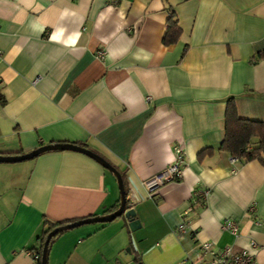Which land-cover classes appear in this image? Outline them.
<instances>
[{
  "label": "crops",
  "instance_id": "obj_1",
  "mask_svg": "<svg viewBox=\"0 0 264 264\" xmlns=\"http://www.w3.org/2000/svg\"><path fill=\"white\" fill-rule=\"evenodd\" d=\"M169 6L181 34L165 45ZM0 49V154L85 145L122 171L139 221L66 228L47 264H181L199 241L237 249L249 238L253 264H264V165L232 163L220 148L228 98L239 117L264 124V0H0ZM173 145L181 177L148 194L142 181ZM118 203L115 175L81 151L0 162V264H38L29 249L46 221ZM187 208L195 239L174 232ZM226 217L238 235L221 229Z\"/></svg>",
  "mask_w": 264,
  "mask_h": 264
},
{
  "label": "built area",
  "instance_id": "obj_2",
  "mask_svg": "<svg viewBox=\"0 0 264 264\" xmlns=\"http://www.w3.org/2000/svg\"><path fill=\"white\" fill-rule=\"evenodd\" d=\"M99 55L102 54L101 50H98ZM2 55V50L0 49V59ZM149 100V96L146 97ZM247 147L246 149H248ZM173 157L172 159L164 165L159 171L151 175L150 177L142 181V185L145 191L150 194L155 191L158 187L166 182L179 179L182 175V169L180 163L182 162V147L180 145H173ZM239 156L230 154L229 161L234 163L239 160ZM207 193L206 189L195 190L192 194V200L194 196L200 195L205 196ZM126 205L131 204L127 200ZM254 205L251 204L250 208ZM190 208L184 209L182 211V220L174 228V232L178 233H188L193 239L196 238L194 229H190L189 220L186 217ZM222 230L229 232L230 234L236 236L239 233V224L236 220L232 218H224L220 223ZM257 248V243L253 238H249L247 245L241 248H234L232 244H224L221 247L214 245L212 241L202 240L198 242V255L195 258L190 257L188 254L180 261L181 264H253L254 250Z\"/></svg>",
  "mask_w": 264,
  "mask_h": 264
},
{
  "label": "trees",
  "instance_id": "obj_3",
  "mask_svg": "<svg viewBox=\"0 0 264 264\" xmlns=\"http://www.w3.org/2000/svg\"><path fill=\"white\" fill-rule=\"evenodd\" d=\"M180 34L181 28L177 23L175 12L173 8L169 6V15L166 19L161 37L162 43L165 45L172 44L177 41ZM254 137H257V141L253 140ZM247 147L249 148L246 149ZM220 148L228 151L232 155L242 157L244 160H251L255 158L264 165V158L262 156V154H264V124L261 121L239 117L232 98H228L226 100L224 112V135L220 143ZM202 154H204V150L199 153V156ZM114 167L117 169L116 166ZM118 171L124 183L123 173L120 170ZM46 222L47 225L40 233L37 245L29 249L31 253L35 255L38 264H40L42 244L47 232L58 225L65 224L70 221L62 220L56 222ZM60 232H62V230H58L50 238L48 247L53 238Z\"/></svg>",
  "mask_w": 264,
  "mask_h": 264
},
{
  "label": "water",
  "instance_id": "obj_4",
  "mask_svg": "<svg viewBox=\"0 0 264 264\" xmlns=\"http://www.w3.org/2000/svg\"><path fill=\"white\" fill-rule=\"evenodd\" d=\"M50 149H73L77 151H81L93 159H95L98 163H100L103 167L111 171L116 178L118 190H119V203L117 207L103 215H93L89 217H85L82 219H77L74 221H70L68 223L58 225L51 230H49L45 236V239L42 244V249H41V257H40V264H47V248L49 244L50 238L58 231V230H64L66 228H71L74 226H77L82 223L86 222H103V221H109L115 218L116 216H119L123 214L127 220H128V226L130 229H134L139 225L138 219L134 216V210L132 207H128L126 205V191L124 188V183L122 181V177L119 173V171L103 156L100 154L96 153L95 151L86 148L85 146L76 144V143H71V142H62V143H48V144H43L40 145L30 151H27L25 153L21 154H0V162H10V161H19V160H24L28 158H32L35 155L39 154L40 152H43L45 150H50Z\"/></svg>",
  "mask_w": 264,
  "mask_h": 264
}]
</instances>
